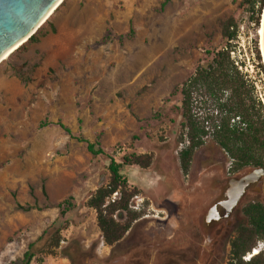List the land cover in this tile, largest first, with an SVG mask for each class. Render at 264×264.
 <instances>
[{
  "label": "rangeland",
  "instance_id": "rangeland-1",
  "mask_svg": "<svg viewBox=\"0 0 264 264\" xmlns=\"http://www.w3.org/2000/svg\"><path fill=\"white\" fill-rule=\"evenodd\" d=\"M163 1L65 0L38 42L0 63V264H20L69 196L75 206L62 222L60 246L39 252L42 264H73L69 256L74 264H226L241 207L262 199V183L229 218L204 223L228 179L249 168L231 174L229 156L209 136L185 173L180 98L171 91L212 59L206 51L225 46L221 24L233 19L231 56L243 73L254 70L248 79L264 96L262 14L256 25L241 0ZM17 66L30 71V81L14 73ZM43 120L62 121L115 158L151 156L148 167L122 170L138 190L131 207L143 216L114 245L104 242L87 206L110 179L108 162L59 126L40 127Z\"/></svg>",
  "mask_w": 264,
  "mask_h": 264
},
{
  "label": "trees",
  "instance_id": "trees-1",
  "mask_svg": "<svg viewBox=\"0 0 264 264\" xmlns=\"http://www.w3.org/2000/svg\"><path fill=\"white\" fill-rule=\"evenodd\" d=\"M168 1L164 0L162 6ZM240 4L248 9L251 20L258 25L264 0H241ZM221 26L225 46L213 52L206 51L213 54L212 59L198 65L191 76L175 85L171 91V96L180 98L179 112L185 145L179 153V159L185 173L190 168L195 151L205 144L209 136L229 156L231 174L250 167H264V108L256 97L254 84L235 65L231 56L234 48L231 41L237 37L236 23L229 19L222 22ZM40 34H45L43 27L16 50L25 48L28 43L38 42ZM13 69L21 79L31 80L30 71H24L22 66ZM199 105L204 107L203 111ZM49 125L59 126L71 138L83 143L92 156L103 157L108 162L110 179L90 195L87 206L96 212L97 225L104 242L114 245L124 238L133 222L143 216V211L131 207V200L138 195V190L129 185L122 170L130 165L148 167L151 156L130 153L118 159L105 150L98 140L92 141L80 133H74L60 120H43L39 123L40 127ZM74 206L71 196L58 203L61 220L52 222L29 243L20 264H32L33 261L42 264L44 257L37 255L39 252L54 253L60 246L62 222ZM241 214L242 219L230 240L226 264H264V250L252 254L248 260L243 258L252 253L259 242H264V203L260 199L250 200L241 207ZM69 257L74 264L73 258Z\"/></svg>",
  "mask_w": 264,
  "mask_h": 264
},
{
  "label": "water",
  "instance_id": "water-1",
  "mask_svg": "<svg viewBox=\"0 0 264 264\" xmlns=\"http://www.w3.org/2000/svg\"><path fill=\"white\" fill-rule=\"evenodd\" d=\"M61 2L62 0H0V63L13 50L26 43ZM261 41L264 52V14ZM259 182L262 183L261 201L264 203V167H250L244 173L230 177L221 197L204 215V223L213 226L229 218L246 191Z\"/></svg>",
  "mask_w": 264,
  "mask_h": 264
},
{
  "label": "built area",
  "instance_id": "built-area-1",
  "mask_svg": "<svg viewBox=\"0 0 264 264\" xmlns=\"http://www.w3.org/2000/svg\"><path fill=\"white\" fill-rule=\"evenodd\" d=\"M231 52H233V51H231ZM232 55V54H231ZM233 58V57H232ZM235 60V59H234ZM235 65L242 71V67H243V64H242V62H239V61H237V60H235ZM244 70L245 71H247V68H246V66H244ZM253 69L251 68L250 69V71H248V74H246L247 76L246 77H249V78H252V79H254L255 77H254V75H253ZM253 82V81H252ZM253 83H255V82H253ZM255 85H256V97H257V99H258V101L261 103V105L263 106V108H264V96L262 95V93H261V91H260V89H259V86H258V84L257 83H255ZM260 244V245H259ZM258 244V251L259 250H264V242H260ZM260 246V247H259ZM255 251V248L252 250V253H248L246 256H244L243 258L245 259V260H248L251 256H250V254H253V252Z\"/></svg>",
  "mask_w": 264,
  "mask_h": 264
},
{
  "label": "bare ground",
  "instance_id": "bare-ground-1",
  "mask_svg": "<svg viewBox=\"0 0 264 264\" xmlns=\"http://www.w3.org/2000/svg\"><path fill=\"white\" fill-rule=\"evenodd\" d=\"M65 0H62V2L56 7V9L52 12V14L50 15V16H52L53 14H54V12L60 7V5L64 2ZM263 14H264V10H263V12H262V19H261V26H260V37H261V29H262V20H263ZM49 16V17H50ZM260 47H261V51H262V55H263V63H264V52H263V47H262V41H261V38H260ZM14 51V50H13ZM12 51V52H13ZM11 52V53H12ZM10 53V54H11ZM9 54V55H10ZM258 248L256 247L255 248V251L253 252V254H256L257 252H258V250H257ZM252 254H250V256H251Z\"/></svg>",
  "mask_w": 264,
  "mask_h": 264
}]
</instances>
